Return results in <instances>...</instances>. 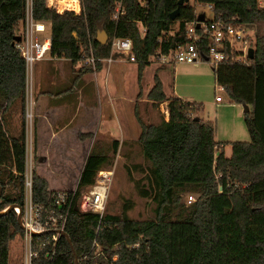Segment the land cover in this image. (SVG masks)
<instances>
[{"label": "trees", "instance_id": "1", "mask_svg": "<svg viewBox=\"0 0 264 264\" xmlns=\"http://www.w3.org/2000/svg\"><path fill=\"white\" fill-rule=\"evenodd\" d=\"M117 1L82 0V18H61L44 0H34L33 15L51 22L50 56L81 64L75 79L92 71L83 63L90 47L95 57L105 58L113 37L130 38L139 98L151 56L169 53L184 42L186 23L197 14L188 1L121 0L123 12L112 19ZM195 1L211 4L214 20L262 25L253 58L212 66L214 80L230 102L249 107L244 112L249 141L227 142L231 155L225 156L224 144L215 141L214 123L200 116L202 104L166 94L156 68L146 98L152 105L166 101L168 118L146 123L134 106L140 126L136 142L148 163L145 169L139 166L144 176L135 181V188L154 203L153 218L131 219V200H124L117 214L72 206L63 227L72 246L60 236L49 264H264V0L262 6L257 0ZM175 9L178 15L172 20L169 14ZM23 16L24 0H0V264H11L12 244L22 241L16 213L3 211L24 200L26 72L14 40L21 34ZM101 31L107 35L105 43L96 39ZM199 48L205 53L206 42ZM102 66L96 62L95 69ZM16 104L22 121L13 134L8 116ZM118 146L116 139L92 144L76 196L94 183L99 170L111 166ZM31 180L33 201L46 204L53 191L47 180L35 169ZM192 194L190 203L183 200ZM50 235L41 236L46 240ZM94 243L102 253L95 254Z\"/></svg>", "mask_w": 264, "mask_h": 264}, {"label": "rangeland", "instance_id": "2", "mask_svg": "<svg viewBox=\"0 0 264 264\" xmlns=\"http://www.w3.org/2000/svg\"><path fill=\"white\" fill-rule=\"evenodd\" d=\"M188 3L193 6L196 14L204 13L206 19L212 17L211 9L205 3L195 0H188ZM121 58H125V61H119ZM42 63H44L42 68L37 71V66ZM80 65L78 63L73 66L67 59L52 56L41 62L36 61L31 73L27 74V83L32 99L37 95H52L58 89L68 87L61 93L67 98L75 95L80 96L79 100L77 99V102L80 101L79 111L86 110L93 104H96L97 107L99 97L93 96L88 89L91 88L92 79L96 73L100 75L101 79L102 74L107 71V97L104 95V88L99 89V95L102 97L100 104L102 103L104 114H106L108 122L113 124V128L109 127V131H93L86 136L89 138L86 140L84 135L80 136L81 131L74 134L71 131H61L63 115L68 111L60 115L57 113L58 116L55 117L53 128L41 130L38 128L39 118L35 117L34 109L30 122L24 112L25 145L31 169H35L37 173L38 171H47L44 173L47 175L51 187L73 188L77 184L78 174L92 144L103 145L116 139L119 142L117 153L111 166L103 169L112 172L106 211L117 214L123 201L131 200L133 206L128 210V216L131 219L153 218L154 203L149 198L140 196L135 188V181L144 176L139 166L145 169L148 163L144 160L136 142L140 134V126L134 116V106L135 104L138 106L139 115L146 123L156 124L161 118H168L167 102L163 101L157 105H152L151 101L146 98L147 90L145 91L143 88V84L149 85L148 88L150 87L153 81V68L157 65L152 59L151 63L145 67L142 79V83H144L141 84L139 98L137 97L139 92L136 76L137 65L125 54L114 53L112 61L109 64L105 63L104 67L102 66L103 71L91 68V72L82 76L86 79H75V70ZM162 65L164 67L160 71L166 92L173 93L183 100L202 104L200 116L214 123V138L216 142L224 144L225 156L231 155V146L226 144L227 142L249 141L250 137L244 122L243 106L230 102L225 90L221 89V86L215 82L212 74L213 64L210 61L204 60L196 65L191 63H175L174 65L163 63L160 66ZM86 83H89L88 86L85 85ZM101 87H103L102 81ZM216 96H220L222 100L217 102ZM91 108L93 110V107ZM8 119L10 129L13 127V134L19 132L22 120L21 109L18 104L14 106ZM53 130L58 131L57 137H59L61 147L51 146L53 141L56 145L59 144V140L52 137ZM73 155L76 157L75 159L71 158ZM192 198V200L195 199L194 194H192ZM183 200H188V195ZM21 254V241L15 240L10 250L11 264H18Z\"/></svg>", "mask_w": 264, "mask_h": 264}, {"label": "built area", "instance_id": "3", "mask_svg": "<svg viewBox=\"0 0 264 264\" xmlns=\"http://www.w3.org/2000/svg\"><path fill=\"white\" fill-rule=\"evenodd\" d=\"M258 6H262L263 0H257ZM34 0H24V16L20 40L15 41V46L24 60L26 72L25 88V115L27 120L32 118L33 100L27 83V74L33 69L36 61L50 57L51 48V22L36 19L33 15ZM45 7L61 18H82V0H44ZM211 9V4H206ZM121 0L116 2L112 19L122 14ZM203 15L199 21L198 16ZM186 23L184 42L176 45L169 53L158 52L151 56L156 64L191 63L198 64L201 61H210L213 65L221 61L246 62L248 49L252 47L256 39L261 35L262 25L248 24L245 22L231 23L224 20L206 19L204 13ZM199 24V26H197ZM199 30V31H198ZM206 42V52L199 48V43ZM132 42L130 38L113 37L111 40V53L108 57L99 58L93 55L91 47L89 55L83 63L90 65L95 70L96 62L109 64L113 53H121L128 56L131 61ZM222 89V87H220ZM217 102L221 101L216 96ZM168 114V109H167ZM31 164L28 161L26 151V168L24 174V200L22 205H11L18 216V224L22 229V254L18 264H49L57 248V241L62 234L67 215L71 207H77L80 211H89L102 214L105 211L109 184L112 172L99 170L95 181L90 186L80 190L76 196V186L68 190H53L46 204L34 202L32 199ZM192 195H188L187 203L192 201ZM7 209V208H6ZM51 232L45 240L43 233ZM96 246L95 254L102 253ZM46 249V250H45ZM42 255V251H44ZM74 264H78L76 261Z\"/></svg>", "mask_w": 264, "mask_h": 264}, {"label": "crops", "instance_id": "4", "mask_svg": "<svg viewBox=\"0 0 264 264\" xmlns=\"http://www.w3.org/2000/svg\"><path fill=\"white\" fill-rule=\"evenodd\" d=\"M197 15H199V14H197ZM46 59H48V58H46ZM46 59H43V60H46ZM43 60H41V61H43ZM41 61H39V62H41ZM119 61L124 62L125 58H121V59H119ZM43 64L44 63L37 66V71H38V69L42 68ZM171 64L174 65L175 63L174 64L171 63ZM156 65L157 66L153 68L152 78H153V74H154V71L156 70V68L160 67V69H161L164 67L165 64L162 66H160L159 64H156ZM160 69L158 71V76L161 79L164 92L169 95L171 93H167L165 90V86H164V82L162 79ZM100 71H103V69H101ZM136 73H137V70H136ZM144 73H145V71H143L142 79L144 77ZM82 79H86V78L83 77ZM142 79H141V84L144 83V82L142 83ZM92 80H93V83H91V86H90L91 88H89L88 90H89V92L91 91V94H93V96L99 97L97 107L95 106L96 104H93V106H91V107H93V110L91 107H89L86 110L79 111L78 105L80 104V101L77 102V99L79 100L80 96L75 95L74 97L67 98L66 95L61 93L62 91L67 90L68 87L64 88V89L60 88V89H58V91H56L55 94H52V95L48 94L47 96L46 95L35 96V98L32 99L33 100V109H34L35 117L39 118V124H38L39 130L53 128L55 117L58 116L57 113H59V115H60L61 113L63 114V112H67V111L68 112L63 115V120L61 121V123H63V127L61 129L62 132L71 131L74 134V133H78L81 131L82 133L80 136L84 135V137L86 138V136L89 135L93 131H96V132H97V130L98 131H100V130L101 131H109V129H108L109 127L113 128V124L108 122V118H107L106 114H104L103 107L101 106L102 103L100 104L102 97L99 95V89L104 88V91H105L104 95H105V97H107V95H106L107 80H108L107 71L105 74H102L101 79H100V75L98 73H96L95 77ZM101 81L103 83V87H101ZM152 82L150 84V87L152 85ZM88 84L89 83H86L85 85L88 86ZM148 86H145L143 84V88L145 89V91L146 90L148 91V89L150 88V87L148 88ZM70 96H71V94H70ZM69 104H71V106H69ZM68 108H69V110H68ZM94 108H95V110H94ZM38 128H37V130H38ZM57 134H58V131H55V130L52 131V137L53 138L55 137L59 140V137H57L58 136ZM86 140H89V138H86ZM53 142L54 143L51 146L61 147L60 140H59L58 145L55 144V141H53ZM56 142H58V141H56ZM81 143L83 144L84 142H81ZM87 155H88V153H87ZM87 155H86V157H87ZM71 158L75 159L76 157L73 155ZM85 158H84V161H85ZM40 163L41 162L39 161V164ZM83 164H84V162H83ZM44 172L46 173L47 171H45V170L44 171H38V173L40 175H42L43 177H45V179L47 180L49 190H68V189L72 188V187H67V188L51 187L49 184L48 177ZM79 174H78V177H79Z\"/></svg>", "mask_w": 264, "mask_h": 264}, {"label": "water", "instance_id": "5", "mask_svg": "<svg viewBox=\"0 0 264 264\" xmlns=\"http://www.w3.org/2000/svg\"><path fill=\"white\" fill-rule=\"evenodd\" d=\"M187 1H188V0H178V4H179V5H182L184 2H187ZM177 15H178V9L173 10V11L169 14V16H170V18H171L172 20L175 19ZM198 20H199V21H202V20H203V15H199V16H198ZM197 26H199V24H198ZM96 39H97V41L100 42V43H105V42H106V39H107V35H106V33H105L104 31H101V32L97 35ZM14 40H15V41H19V40H20V36H16ZM253 56H254V49H253L252 47H250V48L248 49V57H249V58H253ZM242 106H243V112H246V111L249 110V107H248L246 104H242ZM0 190H1V189H0ZM11 207H12V206L10 205V206H9L7 209H5L3 212L10 210ZM74 209L77 210V207L75 206ZM17 221H18V216H17ZM62 234H63L64 237L67 239V241L69 242L70 246H72V245H71V241H70L69 237L67 236V234H66L64 231H62ZM75 261H77V260H75Z\"/></svg>", "mask_w": 264, "mask_h": 264}]
</instances>
